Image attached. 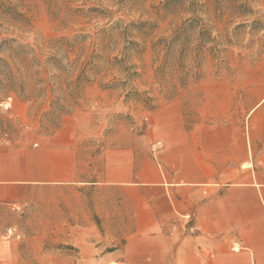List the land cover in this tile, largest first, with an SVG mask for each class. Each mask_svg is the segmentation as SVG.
<instances>
[{
    "label": "rangeland",
    "instance_id": "obj_1",
    "mask_svg": "<svg viewBox=\"0 0 264 264\" xmlns=\"http://www.w3.org/2000/svg\"><path fill=\"white\" fill-rule=\"evenodd\" d=\"M0 59V147L37 148L64 128L84 161L114 145L143 152L152 115L171 101L187 129L264 138V101L255 107L264 96V0H0ZM99 195L110 225L94 214ZM21 196L19 210L0 206V241L15 225L14 241L31 245L21 264H81L66 262L76 251L50 223L87 212L105 250L126 233L111 192Z\"/></svg>",
    "mask_w": 264,
    "mask_h": 264
},
{
    "label": "crops",
    "instance_id": "obj_2",
    "mask_svg": "<svg viewBox=\"0 0 264 264\" xmlns=\"http://www.w3.org/2000/svg\"><path fill=\"white\" fill-rule=\"evenodd\" d=\"M236 136L185 128L181 104L171 101L152 115L143 152L114 145L84 161L64 128L37 148L1 146L0 206L20 202L33 189L116 194L127 218L116 224L126 233L108 251L88 212L84 221L50 223V232H64L65 244L76 251L65 253L67 263L264 264V138L256 143L251 132ZM94 165V177H84ZM95 198L94 214L114 223L108 219L114 213L103 214L105 196ZM30 246L0 241V264L27 263L22 251Z\"/></svg>",
    "mask_w": 264,
    "mask_h": 264
},
{
    "label": "built area",
    "instance_id": "obj_3",
    "mask_svg": "<svg viewBox=\"0 0 264 264\" xmlns=\"http://www.w3.org/2000/svg\"><path fill=\"white\" fill-rule=\"evenodd\" d=\"M8 105V104H7ZM12 210H19V206H16L15 204L11 207ZM21 234L19 233L17 227L15 225L8 226L3 234L4 239H16L18 240L20 238Z\"/></svg>",
    "mask_w": 264,
    "mask_h": 264
},
{
    "label": "trees",
    "instance_id": "obj_4",
    "mask_svg": "<svg viewBox=\"0 0 264 264\" xmlns=\"http://www.w3.org/2000/svg\"><path fill=\"white\" fill-rule=\"evenodd\" d=\"M0 61H2L5 65L7 64V62L4 59H0ZM152 107H149V109H151Z\"/></svg>",
    "mask_w": 264,
    "mask_h": 264
},
{
    "label": "bare ground",
    "instance_id": "obj_5",
    "mask_svg": "<svg viewBox=\"0 0 264 264\" xmlns=\"http://www.w3.org/2000/svg\"><path fill=\"white\" fill-rule=\"evenodd\" d=\"M110 264H115V262H112V263H110Z\"/></svg>",
    "mask_w": 264,
    "mask_h": 264
}]
</instances>
